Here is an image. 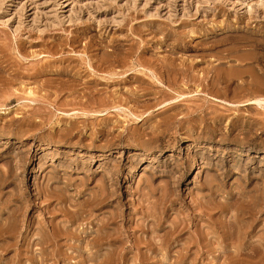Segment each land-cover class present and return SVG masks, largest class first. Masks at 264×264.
<instances>
[{
    "label": "rangeland",
    "instance_id": "obj_1",
    "mask_svg": "<svg viewBox=\"0 0 264 264\" xmlns=\"http://www.w3.org/2000/svg\"><path fill=\"white\" fill-rule=\"evenodd\" d=\"M253 99L264 0H0V264H232L212 230L264 194Z\"/></svg>",
    "mask_w": 264,
    "mask_h": 264
},
{
    "label": "bare ground",
    "instance_id": "obj_2",
    "mask_svg": "<svg viewBox=\"0 0 264 264\" xmlns=\"http://www.w3.org/2000/svg\"><path fill=\"white\" fill-rule=\"evenodd\" d=\"M12 83V82H11ZM216 86V85H215ZM84 91V90H83ZM94 92V91H93ZM105 96V95H104ZM103 97V96H102ZM94 98V97H93ZM99 98V97H98ZM99 102H101L98 99ZM79 102V101H78ZM77 102V103H78ZM262 102V103H261ZM3 103V101H2ZM103 103V102H102ZM99 104V103H98ZM97 104V105H98ZM244 104H256L259 106H263L264 107V101L262 100H258V99H253L251 101H247ZM98 115H103L104 112H99L97 113ZM85 115V114H84ZM8 168V167H7ZM22 169V168H21ZM223 170V169H222ZM18 171V170H17ZM16 173V172H15ZM14 173V174H15ZM14 174H12V172L7 171V173H3L0 175V190L4 187V186H8L9 184H11L13 182L12 180V175L14 176ZM254 184V183H252ZM264 184V183H263ZM257 186V185H256ZM255 187V185H254ZM247 188V187H246ZM106 189V188H105ZM263 190V189H262ZM18 193L21 195V199L23 198L24 192H22V189L17 190ZM242 191V190H241ZM2 192V191H1ZM264 192V191H263ZM263 192H261V194H263ZM17 193V192H16ZM258 194V193H257ZM256 194V195H257ZM1 195V194H0ZM13 195V194H12ZM104 195V194H103ZM107 195V194H106ZM264 195V194H263ZM263 195H259V196H255L252 197L249 201L245 202V203H241L235 206V208H232L228 220L226 219V221L228 223H226L225 225H221L220 223H213V230L212 232H215V236H213L214 240L211 238V240H213L214 242L217 243H221L224 242L225 243V247L228 246L230 248V250L225 251L227 254H229L228 256H230L232 254V257L230 259V262L232 261L234 264H236L237 262L235 261L237 258L236 257H240L242 259L241 256H247L246 258H243V261L241 260V264H264V237L257 234V232L255 231L256 225L261 221V216L264 213V197ZM11 196V195H9ZM166 196V195H165ZM164 196V197H165ZM234 197V196H233ZM231 198V197H230ZM10 199V198H9ZM99 200V201H98ZM97 203H94L95 206L99 207V205H103L106 203V197L104 195L103 198L98 199ZM210 200V199H209ZM19 201V200H18ZM22 201V200H21ZM10 202V201H9ZM8 203V201L6 202ZM22 203V202H21ZM24 203V202H23ZM239 203V202H238ZM8 206V204H6ZM4 204L3 207L6 206ZM5 207L8 210V213H10V211L13 213V210L10 209V207ZM17 206V205H16ZM26 206V205H24ZM19 207V206H18ZM234 207V206H233ZM24 208V207H23ZM13 209V208H12ZM218 209V208H217ZM228 209V207H227ZM4 210V209H3ZM16 210V208L14 209V211ZM210 210V209H209ZM226 210V208L224 209ZM211 211V210H210ZM6 212V211H5ZM17 212V211H16ZM224 212V211H223ZM12 213H10L8 216L13 217ZM23 213V211H22ZM12 214V215H11ZM16 214V213H15ZM14 214V215H15ZM204 214H206L209 218L210 216L212 217V215H210V213L205 212ZM213 214V213H212ZM223 214V213H222ZM69 215V214H68ZM154 215V214H153ZM19 216V215H18ZM17 215L14 216L13 221L11 222L10 219L8 217L9 222H11V224H7L6 226H4L2 228V232L3 234H6V237H3V239L5 240L6 238L10 239V238H16L17 233L20 234V226L22 224V222H24L22 219H20ZM113 216V215H112ZM206 216V217H207ZM223 216V215H222ZM228 215H225V217L227 218ZM7 218V217H6ZM79 218V217H78ZM98 218V217H97ZM207 218V219H209ZM112 219V218H111ZM12 220V219H11ZM208 221V220H207ZM215 221V220H214ZM217 221V220H216ZM5 222L6 224V220L3 221V223ZM213 222V221H212ZM4 224V225H5ZM103 224V223H102ZM212 224V223H211ZM22 227V226H21ZM103 227V226H102ZM73 229V228H72ZM204 230V229H203ZM53 231V230H52ZM111 233V232H110ZM209 231L205 232L202 238V241L204 240V242L206 241L208 243L209 239L207 238L209 235ZM201 234V233H200ZM214 235V234H213ZM60 236V234H59ZM99 236V235H98ZM254 237L258 238V244H260V249L256 248V243L254 239ZM17 239V238H16ZM25 239V238H24ZM53 239V238H52ZM51 239V240H52ZM99 240V239H98ZM17 241V240H16ZM44 241V240H43ZM95 241V240H94ZM108 241V240H107ZM96 243L100 244L99 241H95ZM6 243L8 244V240L6 241ZM153 243V242H152ZM203 243V242H202ZM211 243V242H210ZM11 244V243H10ZM223 244V243H222ZM4 246V245H3ZM8 246L10 247V245L8 244ZM205 246H208L207 244H205ZM262 247V248H261ZM208 248V247H207ZM205 248V249H207ZM215 248V247H214ZM204 249V248H203ZM210 249V248H209ZM233 249V250H232ZM211 250V249H210ZM209 250V251H210ZM206 253V252H205ZM225 254V253H223ZM227 256V257H228ZM226 258V257H225ZM229 258V257H228ZM227 258V259H228ZM226 261V260H225ZM224 262V261H223ZM228 262V261H227ZM229 262V263H230ZM239 262V263H240ZM225 263V262H224ZM232 263V264H233ZM227 264V263H226ZM238 264V263H237Z\"/></svg>",
    "mask_w": 264,
    "mask_h": 264
}]
</instances>
